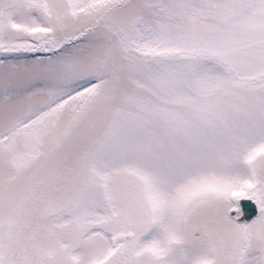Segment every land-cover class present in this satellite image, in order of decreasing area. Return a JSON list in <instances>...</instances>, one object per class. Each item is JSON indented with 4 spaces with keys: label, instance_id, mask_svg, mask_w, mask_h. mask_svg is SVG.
I'll return each instance as SVG.
<instances>
[{
    "label": "snow or ice",
    "instance_id": "6c2138e0",
    "mask_svg": "<svg viewBox=\"0 0 264 264\" xmlns=\"http://www.w3.org/2000/svg\"><path fill=\"white\" fill-rule=\"evenodd\" d=\"M0 264H264V0H0Z\"/></svg>",
    "mask_w": 264,
    "mask_h": 264
},
{
    "label": "water",
    "instance_id": "95a60500",
    "mask_svg": "<svg viewBox=\"0 0 264 264\" xmlns=\"http://www.w3.org/2000/svg\"><path fill=\"white\" fill-rule=\"evenodd\" d=\"M239 205L243 208L245 213L244 216L241 218L242 220H249L255 215L256 207L250 199L241 198L239 200Z\"/></svg>",
    "mask_w": 264,
    "mask_h": 264
},
{
    "label": "rangeland",
    "instance_id": "374dc122",
    "mask_svg": "<svg viewBox=\"0 0 264 264\" xmlns=\"http://www.w3.org/2000/svg\"><path fill=\"white\" fill-rule=\"evenodd\" d=\"M238 203V202H237ZM250 220V219H249Z\"/></svg>",
    "mask_w": 264,
    "mask_h": 264
}]
</instances>
